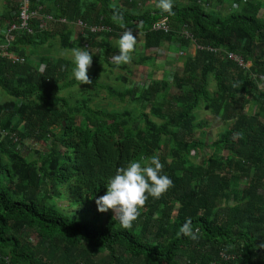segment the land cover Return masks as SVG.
Returning a JSON list of instances; mask_svg holds the SVG:
<instances>
[{
    "label": "trees",
    "instance_id": "1",
    "mask_svg": "<svg viewBox=\"0 0 264 264\" xmlns=\"http://www.w3.org/2000/svg\"><path fill=\"white\" fill-rule=\"evenodd\" d=\"M3 1L0 45L21 24L25 1L38 15L28 22L31 32H12L8 52L24 60L0 57V90L11 99L0 104V264H264L257 247L264 241L259 5L229 0L230 12L218 15L208 7L223 0H173V14L158 0ZM163 21L168 29L155 30ZM125 30L144 47L137 52L136 44L131 63L148 69L149 84L119 75L124 87L93 92L81 84L80 95L65 93L79 82L71 58L49 55L53 41L65 51H89L91 80L99 83L102 63L111 72L126 68L110 62ZM159 57L168 67L154 65ZM203 110L224 125L211 145ZM153 155L173 186L160 199L149 197L124 229L95 200L118 168ZM188 219L199 230L195 240L177 235Z\"/></svg>",
    "mask_w": 264,
    "mask_h": 264
},
{
    "label": "clouds",
    "instance_id": "2",
    "mask_svg": "<svg viewBox=\"0 0 264 264\" xmlns=\"http://www.w3.org/2000/svg\"><path fill=\"white\" fill-rule=\"evenodd\" d=\"M157 7L163 12L173 14V0H158ZM233 7H237L233 5ZM122 20V17H120ZM137 36L132 30H125L118 41L119 54L112 57L117 65L128 64L135 51ZM74 68L72 74L81 84H92L88 70L92 65V54L80 48L72 49ZM164 165L158 155L145 160L130 161L127 166L116 170L106 184V193L96 198L97 210L106 213L111 210L113 218L119 221L124 229H130L138 219L140 210L149 197L160 199L172 186L173 181L162 174ZM198 229L194 232L191 219L185 221L177 235H183L193 240L198 238ZM257 247L264 248V241Z\"/></svg>",
    "mask_w": 264,
    "mask_h": 264
},
{
    "label": "rangeland",
    "instance_id": "3",
    "mask_svg": "<svg viewBox=\"0 0 264 264\" xmlns=\"http://www.w3.org/2000/svg\"><path fill=\"white\" fill-rule=\"evenodd\" d=\"M13 1H14V3H19L21 1L23 2V0H21V1L20 0H13ZM184 1H186V0H184ZM224 1H226V5H230L229 0H224ZM245 1H247V2L252 1V2L258 4L260 7V9H259L260 14L262 17L264 16V0H245ZM217 4L218 3H214V4L212 3V5L210 7H208V9L211 12H216L217 14L220 13L222 15H225L226 14L225 12H230L229 6H226V9L222 12L218 11V9H216ZM5 6H6V3L3 0H0V13H3L5 11ZM36 15H38V14H36ZM222 15H220V16H222ZM75 32H76V30H75ZM54 45H56V48H49L48 47V53L50 56L51 55H53L55 57L63 56V57L71 58L73 60L72 51H68V50L65 51L64 49H62L60 47V42L58 39L53 41V46ZM115 45H118V43L114 42V46ZM137 48H138L137 52H138V50L141 51V49L144 48L143 46H141L139 41H137ZM159 54L162 55V53H160V52H159ZM110 59H111L110 62H113L112 57ZM164 63H165L164 60L159 57L155 60L154 65L157 67L162 66L163 68L168 67ZM102 66H104V67H102ZM178 67L179 66H176L175 68H173V67L167 68L166 71H168L169 73H174V71L178 70ZM101 68H103L104 72L101 73V78L99 80V83L93 82L91 85L89 84L90 89L93 92H96L100 89H103V87L106 86V84L111 85V86L124 87L125 84L123 81H119V82L117 81V77H119V75H124V76L128 77L133 82V84L135 86H143L144 87V86H147L149 84V81H150V78H149L150 74H149L148 69H146V67H142V69H140L138 71L135 69L134 64L131 62L126 64V68H117V69H114L113 72H111V69L103 63L101 64ZM94 70H95V65L92 64L88 70V76L90 79L93 76ZM129 71H130V74H129ZM163 72H164V70H160V72L157 73V75L154 78L157 79V81H158L160 79L161 75L163 74ZM82 87H83L82 85H79L72 90L68 89L67 91H65V93L69 94L71 91H74L75 95H80L81 93H83ZM84 89H85V87H84ZM211 90H212V88H211ZM99 97H106V94L100 93ZM7 101H11V99H9L3 93V91L0 90V104L6 103ZM112 101L116 104L117 107H122V104H120L119 102H117L115 100H112ZM107 102H109V100L105 101L104 105H107L108 104ZM101 104L102 103H100V105ZM199 118L201 120H204V122L208 123V126L205 128L204 131L208 135L207 145H211L213 140L217 139L218 134L222 133V131L224 130V125L222 124V122H220V118L216 119L213 116H211L209 113L205 112L204 110L199 113ZM2 137L4 138L5 134H3ZM26 144L30 148L32 146H35L34 142H27ZM36 147H39V146H36ZM40 148H42V147H40ZM23 150H25V149L23 148ZM192 155L197 156L198 154L196 152H192ZM223 155H227V152H224ZM67 194H68L67 190H64V195H67ZM68 198H69V194H68ZM62 204L63 203H59V204H57L56 207L58 208V206L59 207L62 206V209L64 210V207ZM111 213L114 215V213L112 211H111ZM33 241L35 244L37 243V240L35 237L33 238Z\"/></svg>",
    "mask_w": 264,
    "mask_h": 264
},
{
    "label": "built area",
    "instance_id": "4",
    "mask_svg": "<svg viewBox=\"0 0 264 264\" xmlns=\"http://www.w3.org/2000/svg\"><path fill=\"white\" fill-rule=\"evenodd\" d=\"M33 16H36V14H34ZM30 12H29V3L28 1H25V5L22 6V11H21V16H20V19H21V24L20 25H13L9 31L5 34V38H6V41H7V44L8 45H0V57H3V58H6L9 60V62L11 63H17V62H22V59L19 55L15 54V53H11V52H8V46L10 44L11 41H13L15 39V37L13 36L12 32L14 30H17V29H23V30H28L29 32H31V30H29V21H30V18L33 17ZM48 20L51 21L52 18L51 17H48ZM46 27H47V24L48 22H46ZM84 24L82 23V21H79L78 22V33H81V30H80V27H83ZM43 27V26H42ZM165 29L167 30L168 27L165 23V21H163L162 23H157L156 27H155V30H159V29ZM92 31L93 32H96L97 29L96 28H92ZM241 65V63H239Z\"/></svg>",
    "mask_w": 264,
    "mask_h": 264
},
{
    "label": "crops",
    "instance_id": "5",
    "mask_svg": "<svg viewBox=\"0 0 264 264\" xmlns=\"http://www.w3.org/2000/svg\"><path fill=\"white\" fill-rule=\"evenodd\" d=\"M227 6H229V5H227ZM225 8H226V1H224V0H223V3H218L216 5V9H218V11H220V12L224 11ZM191 52H192V54H195L194 47L191 48Z\"/></svg>",
    "mask_w": 264,
    "mask_h": 264
}]
</instances>
